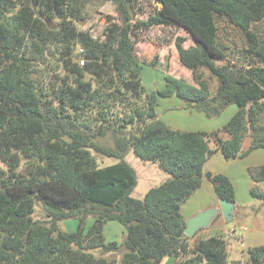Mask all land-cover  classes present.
Masks as SVG:
<instances>
[{"label":"trees","instance_id":"1","mask_svg":"<svg viewBox=\"0 0 264 264\" xmlns=\"http://www.w3.org/2000/svg\"><path fill=\"white\" fill-rule=\"evenodd\" d=\"M91 1L0 0V264H229L224 235L186 236L182 207L206 176L218 199L236 204L230 179L204 167L218 150L237 159L264 148V38L252 30L264 20V0H153L161 6L143 20L140 0H101L118 16L107 17L99 37L80 27ZM217 18L244 34L250 66L217 65L226 58ZM158 26L193 39L175 44L194 82L167 74L165 89L148 93L137 45ZM200 69L217 80L214 92ZM173 96L209 118L232 105L238 112L217 132L173 130L158 115L159 99ZM132 152L170 176L142 200L133 197ZM96 155L118 163L102 168ZM250 174L263 200L256 183L264 166ZM38 203L43 221L34 216ZM68 220L79 222L75 232L62 230ZM109 222L125 228L122 243L107 242ZM249 256L264 264V246Z\"/></svg>","mask_w":264,"mask_h":264},{"label":"rangeland","instance_id":"2","mask_svg":"<svg viewBox=\"0 0 264 264\" xmlns=\"http://www.w3.org/2000/svg\"><path fill=\"white\" fill-rule=\"evenodd\" d=\"M160 6L161 4L153 0H140L141 12L138 14V19H147L149 14ZM117 16L116 6L112 2L93 0L86 8V20L80 27L85 30H91L96 37H99L107 24V17L117 18ZM216 21L219 28L218 43L226 55L225 59L216 60L217 65L232 63L239 67H248L255 62L256 60L249 53L248 42L244 34L240 30L231 27L224 19L217 18ZM252 30L262 41L264 38V20L254 23ZM179 36L187 39L185 46L194 45L193 39L185 30L176 27L159 26L146 32L138 43L137 53L143 64L142 79L148 93L164 90L167 74L191 83L194 82L192 73L188 69L186 70L179 61L175 44L176 38ZM53 52L56 54L58 50L55 49ZM54 54L48 57L46 63L56 62L57 57ZM199 73L208 80L211 90L214 92L218 85L217 80L211 77L206 69H200ZM193 110L197 111L193 108L189 109V111ZM204 115L207 116L206 114ZM223 157L226 159L224 154ZM96 158L102 168L118 163L115 158L102 157L100 155H96ZM126 160L137 173V187L133 192V197L136 199H144L149 189L161 185V183L170 178L168 173L163 171L158 164L142 161L133 152L127 156ZM6 169V166L0 161V170ZM260 183H256V185L259 187L258 189L264 191V184ZM258 192L260 193V191ZM252 197L255 202L241 209V217L226 221L224 216L219 215L209 228L197 232L198 234L196 233L191 238L192 242L195 243L199 239H207L215 235H224L228 242L229 264L237 261L241 262V264H252L249 250L254 247L264 246V199L254 197L253 194ZM194 209V206L190 205L185 209V214L192 213ZM34 216L35 219L41 221L47 218L40 203L36 206ZM92 220L93 217H88L86 224L88 225ZM78 223L77 220H68L62 223L61 228L67 231L69 227H72L71 230H73L74 226L78 227ZM65 224H67V228H65ZM124 237L125 235L123 236L121 232H117L114 240L122 243ZM120 257L119 255L118 259ZM161 264H169V259H165Z\"/></svg>","mask_w":264,"mask_h":264},{"label":"crops","instance_id":"3","mask_svg":"<svg viewBox=\"0 0 264 264\" xmlns=\"http://www.w3.org/2000/svg\"><path fill=\"white\" fill-rule=\"evenodd\" d=\"M159 103L158 115L160 119L173 130L186 132L212 133L220 131L238 112V107L232 105L221 116L210 119L202 112L195 110L189 111L190 108L186 103L175 96L161 98L159 99ZM221 137L225 140L230 139L229 135L221 134ZM248 146L249 142L246 143V149ZM261 166H264V148L256 149L246 157L237 159H225L222 151L218 150L208 159L204 167L205 173L225 175L234 186L236 193V211L234 218L241 217V209L244 206L255 202L251 194L254 181L249 170L252 167ZM261 183L264 184V181ZM190 205L194 206V211L190 214H185V209ZM219 207L220 199L216 195L211 180L206 176L200 189L183 205L182 212H184L183 215L188 220V218H194L201 212ZM93 222L94 220L90 221L87 227L89 228ZM65 228H67V224H65ZM71 228L69 227L67 231L75 232L77 230V226H74L73 230ZM117 232H121L123 236L126 235L125 228L121 224L118 222H109L104 231L107 242H118L114 240L115 233ZM165 259H169V264H175L174 258L167 257Z\"/></svg>","mask_w":264,"mask_h":264},{"label":"water","instance_id":"4","mask_svg":"<svg viewBox=\"0 0 264 264\" xmlns=\"http://www.w3.org/2000/svg\"><path fill=\"white\" fill-rule=\"evenodd\" d=\"M236 205L226 200H220L219 208H212L201 212L196 217L187 220L185 234L192 238L200 230L208 228L218 215L224 216L226 221L233 220L235 217Z\"/></svg>","mask_w":264,"mask_h":264},{"label":"built area","instance_id":"5","mask_svg":"<svg viewBox=\"0 0 264 264\" xmlns=\"http://www.w3.org/2000/svg\"><path fill=\"white\" fill-rule=\"evenodd\" d=\"M80 51L82 52V50H80ZM80 64L84 65V61L82 59L80 60ZM244 230H246V228H244Z\"/></svg>","mask_w":264,"mask_h":264},{"label":"clouds","instance_id":"6","mask_svg":"<svg viewBox=\"0 0 264 264\" xmlns=\"http://www.w3.org/2000/svg\"><path fill=\"white\" fill-rule=\"evenodd\" d=\"M221 215V214H220ZM219 216V215H218Z\"/></svg>","mask_w":264,"mask_h":264}]
</instances>
